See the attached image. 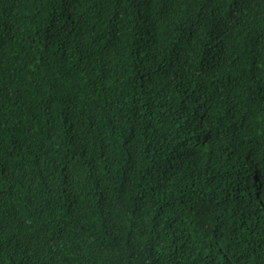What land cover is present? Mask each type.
<instances>
[{"label":"trees","instance_id":"trees-1","mask_svg":"<svg viewBox=\"0 0 264 264\" xmlns=\"http://www.w3.org/2000/svg\"><path fill=\"white\" fill-rule=\"evenodd\" d=\"M0 264H264V0H0Z\"/></svg>","mask_w":264,"mask_h":264}]
</instances>
